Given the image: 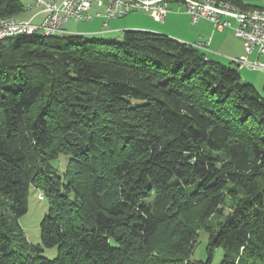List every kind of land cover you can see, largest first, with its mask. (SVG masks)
I'll return each mask as SVG.
<instances>
[{
  "label": "trees",
  "instance_id": "obj_1",
  "mask_svg": "<svg viewBox=\"0 0 264 264\" xmlns=\"http://www.w3.org/2000/svg\"><path fill=\"white\" fill-rule=\"evenodd\" d=\"M23 11L0 0V19ZM231 63L138 29L1 41L0 264H213L219 248L264 264V97ZM31 187L49 204L38 246Z\"/></svg>",
  "mask_w": 264,
  "mask_h": 264
},
{
  "label": "built area",
  "instance_id": "obj_2",
  "mask_svg": "<svg viewBox=\"0 0 264 264\" xmlns=\"http://www.w3.org/2000/svg\"><path fill=\"white\" fill-rule=\"evenodd\" d=\"M180 2L186 7L193 24L200 20L211 22L217 31L235 26V33L244 41V50L247 55L254 52L264 55V6L254 8L255 16L246 17L224 8L221 2L213 0H63L61 3L32 0L33 5L43 7L45 18L40 24L31 21H18L0 23V34L23 32H58L67 33L64 26L70 20L90 21L96 17L106 19L123 18L134 12H149L156 21H163L171 11L170 3ZM26 10L32 5L25 6ZM235 20L236 25L232 23ZM107 24L105 23L104 26ZM210 42V40L208 41ZM204 50L206 43L192 44ZM238 64L246 65L254 70L264 69V64L259 61L250 62L247 56L234 60Z\"/></svg>",
  "mask_w": 264,
  "mask_h": 264
},
{
  "label": "rangeland",
  "instance_id": "obj_3",
  "mask_svg": "<svg viewBox=\"0 0 264 264\" xmlns=\"http://www.w3.org/2000/svg\"><path fill=\"white\" fill-rule=\"evenodd\" d=\"M21 1L24 3V5H27L30 2V0H21ZM44 1L50 2L53 0H44ZM242 1L244 4L251 5V6L264 5V0H242ZM173 4H176V3H173ZM183 7L185 8V11L187 12L186 7L185 6ZM248 10H251V9H248ZM34 11L35 10H29L27 12L23 11L21 14L15 17L18 20L29 21ZM168 14L166 15V17L168 16ZM151 15L152 14L149 12L132 13L129 19H126V20L124 19L122 22L130 21L131 19H133L134 21L144 20L146 22L153 23L154 20L151 18L152 17ZM165 20H167L166 21L167 22L166 27H168L167 30L170 29L169 27H173L170 29V31H173L172 33H175L176 35H179V36H183V34L186 32L185 30L188 27H191V24H193L189 17H184V15H181V14H177V15L172 14L171 16H169V18ZM101 23H102L101 20H94L90 23L83 22V21L70 20L65 25L64 29L68 32L66 34H69V33L76 34V33H85V32L88 33L92 31L94 27L99 26ZM232 23L236 25L235 20H232ZM156 24L161 25V23H156ZM234 27L235 26H232V28H226L227 31L225 34L228 35L226 40L222 39V37H219L220 39H218L217 37L216 40L214 41L215 43L213 45L214 48L216 46V42L222 43L220 46H216V47L221 48L220 52L214 50L213 48H210L209 51L206 53L212 60L220 62L225 66H231V67L236 66L235 64L231 63L232 62L231 58H236V57L239 58L241 54L243 55V52H244V50L242 49L244 41L239 40L238 38L239 36L237 37V34L234 32L235 31ZM93 36L97 39H101V40L103 39L99 35H96V36L93 35ZM93 36L90 35V37H93ZM168 36H170V34ZM103 40L108 41L107 39H103ZM205 41H206L205 43L209 45L210 47V42H207L208 39ZM216 53H219V54H216ZM253 58H255V56L249 55L250 62H256V60L252 61ZM259 62L264 64V55L260 56ZM238 65L240 66V68L238 67V70L242 77L243 82L254 85L256 89L259 91V93L264 97V69L254 70L246 65H241V64H238ZM141 103L142 101L140 100H133L134 106L139 105ZM68 160L69 158L66 155H61L59 160L54 161V166L59 170L60 174H62L65 171ZM48 209H49L48 199L45 196L44 192L41 189L31 187L30 194H29L28 211L20 219V224L26 234L28 241L35 246L42 244L41 234H40V224L43 218L45 217V215L48 213ZM228 213H229V210H226L225 215H227ZM206 245H207V238L204 233H201L199 237V243L194 253V258L196 260H205L207 258ZM43 250H44V252L42 253L43 256L48 259H55L58 256L57 248H50V249H43ZM222 258H223V250L219 248L216 250V253L214 255L213 264H219Z\"/></svg>",
  "mask_w": 264,
  "mask_h": 264
},
{
  "label": "crops",
  "instance_id": "obj_4",
  "mask_svg": "<svg viewBox=\"0 0 264 264\" xmlns=\"http://www.w3.org/2000/svg\"><path fill=\"white\" fill-rule=\"evenodd\" d=\"M62 1L63 0H53L50 2L61 3ZM173 3H176V4H173ZM173 3L171 2V4H170L171 11L169 12L168 16L165 19L169 18V16H171L172 14H175V15L181 14V15H184V17H189L191 19V16L185 11V8L183 7V5L180 2L173 1ZM29 5H32V8L26 10L25 6H29ZM175 5H177V6H175ZM253 6L263 7L264 5H253ZM175 7H177V8H175ZM29 10H35L33 15L31 16V18L29 19V21H31L32 23L40 24L44 20L45 13L43 12V7L33 5L32 0H30V2L27 5H24V12L25 11L27 12ZM134 13H137V12H134ZM130 16H131V14L126 16V17H123V18H114V19H106L105 17H96L90 21H83V22H89L90 23L94 20H101L102 23L99 26L94 27V29L88 33L85 32V33H76V34H83V35H87V36L99 35L103 39L113 41V40H120L123 37L124 32L126 30L138 29V30L152 31V32L165 34V35L170 34V37H173L179 41L186 42L189 44H196L198 42L205 43L206 42L205 40L208 39V41H209V39H210V47L208 45V47L203 50L205 53H207L210 48H213L214 50L220 52L221 48L216 47V46H220L222 43L216 42V46L214 48V46H213L215 44L214 41L216 40L217 37H218V39H220L219 37H222V39L226 40L227 36H228L227 34H225L227 29H225L223 31H217L215 29L214 25L207 20H200L197 24H191V27H188L185 30L186 32L183 34V36H179V35H176L175 33H172L173 31H170V29L173 27H169L170 29L167 30V28H168V27H166L167 26V22H166L167 20H165V19L163 21L158 22V21L154 20L153 17L150 16L154 20L153 23L146 22L144 20L134 21L133 19H131L130 21L122 22L124 19L125 20L129 19ZM13 18L16 19V17H13ZM16 20H18V19H16ZM18 21H25V20H18ZM105 23L107 24L106 26H104ZM156 23H161V25L160 24L158 25ZM197 26H199V27H197ZM231 31H232V29H231ZM69 34H73V33H69ZM238 38H239V40L242 41V38H240V37H238ZM243 44H244V42H243ZM242 49L244 50V46ZM211 53H213V52H211ZM216 54H219V53H216ZM251 55L255 56V58H253L252 61H255V60L259 61V58L261 56V55L260 56L257 55L256 52L250 54V56ZM243 56H247L248 60H249V55L246 54L245 50L243 52V55L241 54L240 57H243ZM207 57L209 59H211L208 55H207ZM239 58L236 57V58H231V59L233 61V60H236Z\"/></svg>",
  "mask_w": 264,
  "mask_h": 264
},
{
  "label": "bare ground",
  "instance_id": "obj_5",
  "mask_svg": "<svg viewBox=\"0 0 264 264\" xmlns=\"http://www.w3.org/2000/svg\"><path fill=\"white\" fill-rule=\"evenodd\" d=\"M215 2H221L222 6L224 8H226L227 10H230V12H235L239 15H243L246 17H254L255 16V9H251V10H241L239 8H237L235 5H233L230 2H225L223 0H213ZM7 22V18L6 19H2L0 20V23H6ZM10 23H18L17 20L10 18ZM66 33H58V32H51V33H46V32H23V33H4V34H0V42L11 38V37H17V36H32V35H39V36H63ZM69 35V34H66Z\"/></svg>",
  "mask_w": 264,
  "mask_h": 264
}]
</instances>
